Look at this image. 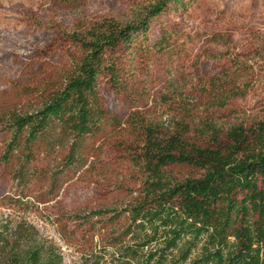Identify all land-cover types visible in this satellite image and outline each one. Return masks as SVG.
Instances as JSON below:
<instances>
[{"label": "rangeland", "instance_id": "1", "mask_svg": "<svg viewBox=\"0 0 264 264\" xmlns=\"http://www.w3.org/2000/svg\"><path fill=\"white\" fill-rule=\"evenodd\" d=\"M158 1L0 0V114L34 106L60 80L81 55L71 35L84 24L108 18L138 25ZM147 39L109 53L124 65L127 84L115 87L102 77L108 116L86 140L85 158L39 174L20 204L22 215L57 245L63 264H85L101 225L87 216L122 207L139 187L134 113L165 127L190 123L194 137L204 123L226 130L264 119V0L171 1L149 20ZM4 129L0 118V220L13 208L2 198L21 194L2 160ZM171 170L179 179L202 174L188 165Z\"/></svg>", "mask_w": 264, "mask_h": 264}, {"label": "trees", "instance_id": "2", "mask_svg": "<svg viewBox=\"0 0 264 264\" xmlns=\"http://www.w3.org/2000/svg\"><path fill=\"white\" fill-rule=\"evenodd\" d=\"M171 1L179 0L158 1L138 25L87 22L71 35L81 55L60 80L34 106L0 114L7 135L2 160L21 192L2 198L13 208L0 220V264H63L57 245L22 215L20 204L39 174L85 158L86 140L108 116L102 77L115 87L127 84L124 65L109 53L146 44L149 20ZM131 125L138 133L132 162L139 187L122 207L87 216L101 225L85 264H264V119L226 130L204 123L196 137L182 120L165 127L134 113ZM181 165L202 174L179 179L171 168Z\"/></svg>", "mask_w": 264, "mask_h": 264}]
</instances>
